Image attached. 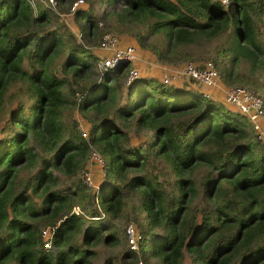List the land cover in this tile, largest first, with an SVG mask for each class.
I'll list each match as a JSON object with an SVG mask.
<instances>
[{
  "label": "trees",
  "instance_id": "trees-1",
  "mask_svg": "<svg viewBox=\"0 0 264 264\" xmlns=\"http://www.w3.org/2000/svg\"><path fill=\"white\" fill-rule=\"evenodd\" d=\"M88 3V12L75 10L84 18L86 41L97 39L96 5L114 31L134 33L140 46L143 28L163 33L165 46L154 48L162 61L201 36L230 32L224 51L231 56L219 70L228 85L241 61L264 64V0ZM36 8L27 0H0V89L5 68L43 80L9 107L1 126L0 264H92L94 244L117 242L110 220L130 212H145L147 230L160 228L148 251L159 264H183L185 252L193 264H264V146L246 117L197 87L140 76L126 84L129 62L94 78L100 58L75 39L56 62L69 33L47 28L48 10ZM68 108L86 115L87 138L73 114L64 119ZM130 128L151 135L139 143ZM92 148L104 160L101 210L96 192L78 178ZM57 172L69 183L59 185ZM36 194L42 195L37 203ZM75 205L83 211L75 213ZM85 215L92 221L82 230ZM45 238L52 248L44 247ZM127 248L123 259L141 257Z\"/></svg>",
  "mask_w": 264,
  "mask_h": 264
},
{
  "label": "rangeland",
  "instance_id": "rangeland-1",
  "mask_svg": "<svg viewBox=\"0 0 264 264\" xmlns=\"http://www.w3.org/2000/svg\"><path fill=\"white\" fill-rule=\"evenodd\" d=\"M31 5H34L35 3L41 4V6L44 7V9H47L50 14V21L49 24H47V28H52L54 30L69 33L68 38H65L66 45L59 51V55L55 58L56 62L62 60L66 55V50L69 48L68 45V39H75L79 42L83 43L84 46H86L88 49L93 51L99 58L106 57L111 54V51L106 49H102L100 45H98V41L100 39L101 33L106 30H110L114 33H116L119 37V46H126V45H132L135 47V58H133L129 64L130 66L135 64L136 70L139 72L140 77H149L161 80L163 73L168 70L169 71H175L176 73L180 72L183 65L187 61H193L196 64H201L206 59H213L214 62L217 64V67L220 70V66L222 64H227L228 60L231 56L230 53L226 55V51H224L225 47L228 44V40L231 38L230 32H223L217 36L211 37V38H205L204 36H201L195 40V42L182 45L179 47V50L171 54H166L168 61H162L158 57V55L154 52V48H163L166 44V36L163 33H151L150 31H147L146 28H143L141 32H139V36H144L145 43L144 46H140L138 44L137 37L134 33H129L127 31L122 30V28H118V32L114 29L112 26V21H108L105 18L101 17V9L99 6L94 5V14L93 18L97 20L98 22V33H97V39L94 37L89 41H86L85 38H83L80 34L81 31V25L83 24L84 18L80 15L76 14V11L74 13H71L69 6V1L72 0H65L63 3H60L58 0H34L31 2V0H27ZM54 1H56V5H53ZM76 0L73 1V3ZM53 3V4H52ZM58 6V8H57ZM89 3L88 0H81L80 4L76 6L77 9H82L85 12L89 11ZM37 8H35V11ZM128 29L132 32L134 31L137 33L140 29L137 27H130L128 26ZM100 34V35H99ZM147 34V35H146ZM99 36V37H98ZM96 40V41H94ZM224 51V52H223ZM224 53V55H223ZM141 58V59H140ZM136 59H140L136 61ZM99 61V60H98ZM98 61H96L98 63ZM95 62V70L96 73L93 76L94 78L98 77V72L101 74L102 70L98 68ZM99 71H98V70ZM235 70L238 72V76H234L233 79L236 82L231 83L230 85L225 82L221 76H220V85L222 86L221 90H215L214 95L218 99H222L223 95V89H228L231 86L234 85H240L238 84L240 82V78L243 77V80L245 82H242L243 86H246L255 92H258L259 94L264 96V64L263 65H252L248 61H241L238 65V67L235 68ZM4 74V82L5 85H2V88L0 89V135H1V126L4 119L7 117V113L9 110V107L14 105L16 101L20 99V95L23 94L26 96L34 87V85H38L42 88L43 86V80L40 78L36 83L32 82L30 79H28L26 76H24L22 73L15 72L11 69L5 68L3 70ZM175 76V74H174ZM172 76L173 82H170L169 84L174 85H188L191 87H197L200 89L199 84L197 81H194L192 79H188L187 77L181 76V77H175ZM178 81V82H176ZM226 108H228L226 106ZM229 109V108H228ZM73 114V116L71 115ZM83 115V117L81 116ZM76 116V117H75ZM245 116V115H244ZM71 117L77 118L79 123V129L81 131H85L86 135L82 134L84 137H88V129H89V122L86 119V115L80 113L79 111H75L71 113V110L68 108L64 111V119H70ZM246 117V116H245ZM247 119V117H246ZM248 120V119H247ZM130 133L132 135V138L139 143L144 141L146 138H148L151 133L149 131H141L139 134H135L133 132V128H130ZM92 150L98 152L95 148H92ZM90 150V153L91 151ZM89 153V155H90ZM87 161L88 162V157ZM93 164V163H92ZM86 167L84 168V170ZM81 171L78 174L79 179H83V173ZM31 172L33 169L30 170ZM104 170L103 168L97 167L93 171V179L95 183V188L99 187L98 183L100 184L104 178ZM59 177V185L62 184H68L69 179L62 173L57 172ZM21 175L24 177L27 175L26 171H23ZM86 186V185H85ZM87 187V186H86ZM87 192H91L92 190H89ZM42 199L41 194H36L35 196V203L37 201ZM96 198H94L95 202ZM99 206L97 207L98 210H101V204L98 198ZM80 211V212H79ZM82 208L78 205L74 206V212L81 213ZM145 215V212H130L129 216L127 218H123L122 216L114 217L113 219H108L105 213L101 214V217L105 221L110 220L115 228L117 233V242L115 241H99L98 243L94 244L93 250L95 251V257L93 259L92 264H136V259L134 254L131 255L129 258L123 259V254L126 249H128V241L126 239L125 233L123 231V226L129 222L134 221V223L137 225L138 230H141L143 235L141 238L142 243V250L137 251V255L141 256L143 259L144 264H159L157 257L151 256L148 254L149 247H150V239L155 233H160V228H151L150 230H147V227L145 226L142 216ZM84 223L82 224V230L92 221V217L89 215L84 216ZM48 231V228H46ZM108 230H105L103 233H107ZM45 234V232H44ZM47 234V233H46ZM49 238H45L43 240L44 243L48 241ZM132 251V250H131ZM135 260V262H134ZM134 262V263H132ZM14 264V263H11ZM183 264H193L191 261L190 255L185 252L184 254V260Z\"/></svg>",
  "mask_w": 264,
  "mask_h": 264
},
{
  "label": "built area",
  "instance_id": "built-area-1",
  "mask_svg": "<svg viewBox=\"0 0 264 264\" xmlns=\"http://www.w3.org/2000/svg\"><path fill=\"white\" fill-rule=\"evenodd\" d=\"M33 1L34 0H31V2ZM80 1L81 0H76L74 3L72 2L69 5L71 13L75 12L76 6L80 4ZM220 1L223 4H228L229 2V0ZM53 3V5L57 4L56 1ZM36 5L37 3L33 6L36 8ZM99 45L102 49H108L111 51L110 55L99 59L97 66L100 70L116 67L121 62H130L133 58H135V47L132 45L119 46L118 35L110 30L103 31L101 33ZM139 76V72L136 68L129 65L125 83L129 84ZM172 76H174L173 78L184 76L188 79L197 81L201 87V92L205 97L213 96L215 90L222 89V86L220 85L219 69L214 60L211 58L204 60L201 64H196L193 61H187L178 73L175 71L168 72V70H166L163 73L161 80L164 84H169L174 81L172 80ZM222 91V100L225 102V105L231 111L238 112L247 117L253 131L256 133V137L261 145L264 146V96L243 85H234L228 89L225 88ZM82 134L86 135L85 131H82ZM88 158L82 182L87 186L88 191L92 190V192H96L95 207H98V187L95 188L96 185L93 179V171L97 167L103 168L104 160L99 152L94 150L91 151ZM123 231L128 241L129 249L138 251L139 242L142 236L140 232L136 230L134 223L132 221L127 222L123 226ZM43 245L45 248H52L50 240L43 243ZM136 264H144L143 259L141 257L138 258L136 260Z\"/></svg>",
  "mask_w": 264,
  "mask_h": 264
},
{
  "label": "crops",
  "instance_id": "crops-1",
  "mask_svg": "<svg viewBox=\"0 0 264 264\" xmlns=\"http://www.w3.org/2000/svg\"><path fill=\"white\" fill-rule=\"evenodd\" d=\"M141 59V58H140ZM140 59H136V61L140 60ZM130 65V64H129ZM131 66H135V64L133 63V65ZM201 89V88H200ZM263 128H264V125H263ZM96 169V168H95Z\"/></svg>",
  "mask_w": 264,
  "mask_h": 264
}]
</instances>
